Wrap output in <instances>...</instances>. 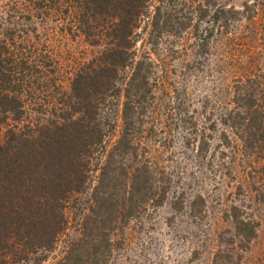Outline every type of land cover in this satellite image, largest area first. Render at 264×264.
I'll return each mask as SVG.
<instances>
[{
    "label": "rangeland",
    "instance_id": "rangeland-1",
    "mask_svg": "<svg viewBox=\"0 0 264 264\" xmlns=\"http://www.w3.org/2000/svg\"><path fill=\"white\" fill-rule=\"evenodd\" d=\"M212 1L208 15L197 24L193 16L179 34L167 28L152 35L145 17L136 23L132 62L117 70L119 91L98 110L105 136L86 158L84 189L63 204V229L48 250L7 264H57L79 244L104 160L126 173L145 165L154 196L105 230L102 264H264V141L243 149L238 137L252 108L246 99L257 104L264 96V0ZM71 3L0 0V70L6 71L7 59L30 65L17 90L6 88L23 113L0 124V140L14 124L52 121L70 95L73 74L99 54L84 37L81 16L69 11ZM155 4L147 5L148 16ZM139 61L146 90L130 102L127 122L124 84ZM123 133L129 143L109 161L106 151ZM157 194L163 198L155 204ZM233 208L251 225V236L236 228Z\"/></svg>",
    "mask_w": 264,
    "mask_h": 264
},
{
    "label": "trees",
    "instance_id": "trees-1",
    "mask_svg": "<svg viewBox=\"0 0 264 264\" xmlns=\"http://www.w3.org/2000/svg\"><path fill=\"white\" fill-rule=\"evenodd\" d=\"M43 1L62 5L67 0ZM151 1L75 0L69 4V11L73 8L71 14L81 16V29L88 44L98 47L99 54L73 74L70 95L63 99L65 105L52 121L14 124L3 133L0 140V264H7L10 259H26L27 254L39 249L48 250L63 229V204L70 194L85 187L86 158L105 136L97 113L104 98L119 91L115 85L117 70L132 62L133 28L140 18L148 19L152 35L167 31V28L179 34L191 24L193 16L196 24L203 20L213 4L212 0L194 5L189 2L191 0H176L175 3L174 0H156L153 13L148 16L147 5ZM79 10L83 12L78 13ZM227 12L223 13L224 20ZM212 14L215 16V11ZM7 60L6 71L0 70V124L6 123L9 114L16 119L23 113L21 101L6 88L17 90L25 77L22 69L28 70L30 66L24 60ZM143 65L142 61L133 65L124 84L126 102L121 115L126 121L131 122L133 114L130 102L133 99L136 103L146 90L144 76L136 69ZM13 79L19 80V84L10 85ZM246 100L250 103V99ZM249 103L252 108L245 123L246 133L238 135L243 149L249 144L252 147L259 139L264 141V96L256 100L257 104ZM127 143L126 133L121 134L106 151L109 161L122 153ZM109 164L104 160L97 184L89 194L91 205L89 215L83 220L79 244L72 246L57 264H102L109 246L105 234L103 238L105 230L116 217L132 215L139 205L153 198L151 176L145 175L149 171L145 165L126 173L124 168L108 167ZM162 198V194H157L153 202L161 203ZM237 216L233 208L231 217L236 228L245 230L247 237L251 236V225Z\"/></svg>",
    "mask_w": 264,
    "mask_h": 264
}]
</instances>
